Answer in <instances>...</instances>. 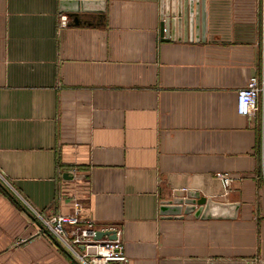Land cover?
<instances>
[{"label": "crops", "instance_id": "1", "mask_svg": "<svg viewBox=\"0 0 264 264\" xmlns=\"http://www.w3.org/2000/svg\"><path fill=\"white\" fill-rule=\"evenodd\" d=\"M61 1L0 0V264H65L39 217L74 204L120 233L127 264L264 262V97L237 113L261 73L264 0H204L196 41L160 40L159 0L76 19ZM187 191L237 217L159 215Z\"/></svg>", "mask_w": 264, "mask_h": 264}, {"label": "water", "instance_id": "2", "mask_svg": "<svg viewBox=\"0 0 264 264\" xmlns=\"http://www.w3.org/2000/svg\"><path fill=\"white\" fill-rule=\"evenodd\" d=\"M93 2V3H92ZM103 1L91 0H63L60 2L61 12L73 14L70 17L76 19L85 7L91 5L102 6ZM103 12V9L97 10ZM204 0H159V38L161 41H191L198 40V31L203 40L204 33ZM65 177V176H64ZM238 203H221L205 198L197 191H187L180 196L175 195L170 200L160 202L159 215L162 218L181 219L192 214L196 219H235L237 217ZM107 237L115 240L112 231H97L94 240Z\"/></svg>", "mask_w": 264, "mask_h": 264}, {"label": "built area", "instance_id": "3", "mask_svg": "<svg viewBox=\"0 0 264 264\" xmlns=\"http://www.w3.org/2000/svg\"><path fill=\"white\" fill-rule=\"evenodd\" d=\"M66 24V18L62 17L60 27L64 28ZM261 46L260 77H251L247 86L237 95V113L240 116H253L258 109L259 96L264 97V38ZM215 177L223 188V196L227 197L235 178L227 173L217 174ZM80 211L81 207L74 204L72 215L54 214L48 219L39 217L41 229L58 244L60 249L64 252L68 251L77 264H127L128 260L124 255L120 233L109 229L106 231L114 232L115 240H109L107 237L94 240L96 231L93 230L89 221L81 222L79 220ZM81 223L83 227H80ZM67 226L75 227V229L69 231L65 228ZM260 264H264V262L261 261Z\"/></svg>", "mask_w": 264, "mask_h": 264}, {"label": "rangeland", "instance_id": "4", "mask_svg": "<svg viewBox=\"0 0 264 264\" xmlns=\"http://www.w3.org/2000/svg\"><path fill=\"white\" fill-rule=\"evenodd\" d=\"M66 229H67V227H65ZM68 230V229H67ZM53 241V240H52ZM53 243H54V245H56V247H58V248H60L59 246H58V244L56 243V242H54L53 241ZM67 252V253H66ZM65 253L67 254V258H65L64 256V259L66 260V261H64V263L65 264H77V262L74 260V258L73 257H71V255H70V253L68 252V251H66ZM44 264H58V263H56V261H49V262H46V263H44Z\"/></svg>", "mask_w": 264, "mask_h": 264}, {"label": "trees", "instance_id": "5", "mask_svg": "<svg viewBox=\"0 0 264 264\" xmlns=\"http://www.w3.org/2000/svg\"><path fill=\"white\" fill-rule=\"evenodd\" d=\"M62 252H64L62 249H61ZM65 253V252H64Z\"/></svg>", "mask_w": 264, "mask_h": 264}]
</instances>
